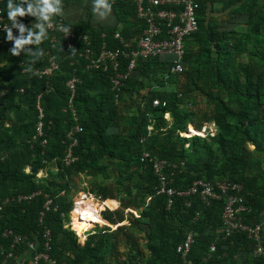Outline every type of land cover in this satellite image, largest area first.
<instances>
[{
	"label": "trees",
	"instance_id": "16d2710c",
	"mask_svg": "<svg viewBox=\"0 0 264 264\" xmlns=\"http://www.w3.org/2000/svg\"><path fill=\"white\" fill-rule=\"evenodd\" d=\"M197 1L199 30L185 40L184 73L171 72L169 56L139 60L118 101L108 76L86 69L87 62L80 56L82 45H77L73 54L61 35L53 43L49 32L40 45L44 55L32 65V72H26L23 67L29 66L31 58L13 56L6 32L0 34V243L5 249L0 253V264H19L18 258L6 259L12 242L3 236L6 230L29 236L42 251L45 228L52 235L50 256L58 259V264L121 262L124 255L120 243L125 239L130 245L128 259L136 264L143 250L132 237L136 231L146 233L151 257L145 264H179L177 247L189 231L195 233L189 255L195 264L206 257L210 264H261L246 233L230 237L222 233L224 196L209 206L199 196H176L169 207L170 198L157 195L159 182L152 167L141 162L142 153L149 152L171 163H184L172 176L171 186L177 191H186L196 180L215 185L222 181L241 184L245 204L251 209L244 221L261 225L264 244V155L253 156L264 152V0ZM2 7L7 15V0ZM113 9L122 29L66 23L75 31L90 34L95 48L104 42L101 35L106 32L110 48H116L115 32L130 38L134 36L132 28H138L140 36L143 24L136 18L133 4L120 3ZM223 12H228L227 20L215 16ZM18 20L26 27L36 22L29 16ZM242 26L244 30L239 28ZM13 32L19 35L18 30ZM48 52L55 57L59 70L50 78H39L34 70L46 66ZM122 71H126V64H122ZM73 76L80 81L74 108L83 132L74 148L78 161L67 167L62 161L66 137L77 124L67 110L66 83ZM194 93L206 98L214 110L199 117L201 113L188 108V99ZM41 94L46 146L41 139L33 140ZM155 99L166 101L167 106L154 107ZM126 102L136 111L128 120L120 107ZM166 114L172 119L171 127ZM206 123L216 125L214 137L179 136L188 131L189 125L200 131ZM189 140L191 145L186 148ZM249 143L255 145L254 152L247 150ZM42 171L46 177L39 178ZM81 175L99 180L91 194L101 195L105 202L121 203L114 211H103L107 224L98 222L103 227L88 232L83 244L75 231L64 227L74 210V202L67 195L73 179ZM38 192L41 194L30 202L4 203L20 194ZM47 197L55 202L49 211L45 210ZM129 209L138 211L139 218ZM125 221L129 225H122ZM212 244L216 251L210 254ZM20 247L31 258L26 245L17 249ZM17 249L14 253L20 258Z\"/></svg>",
	"mask_w": 264,
	"mask_h": 264
},
{
	"label": "built area",
	"instance_id": "2783aa9c",
	"mask_svg": "<svg viewBox=\"0 0 264 264\" xmlns=\"http://www.w3.org/2000/svg\"><path fill=\"white\" fill-rule=\"evenodd\" d=\"M4 2L5 0H0V34L5 32L2 25L7 24L10 26L11 24L2 7ZM120 3H131L135 6L136 18L143 24V30L141 35L134 40L125 39L120 31L115 32L113 40L118 42L116 48H110L108 34L106 32H103L101 35L104 42L97 48L94 47L93 39L90 34L83 31H75L72 27H70L72 28L71 33L66 37V34L59 31L56 27L57 24L68 26L63 18H56L53 28L49 30V32L53 34V43H56L57 36L61 35L69 49H75L79 44L82 45L80 56L87 62L86 69L88 71H102L108 76L117 101L119 100V92L122 91L125 81L136 68L139 60L169 56L172 58L171 72L178 75L184 73L185 68L183 59L185 56V40L199 30L198 12L200 10V4L197 0H114L113 7ZM1 44L2 40L0 38V45ZM122 64H126L125 72L122 71ZM58 70V62L55 57L48 52L46 55V66L44 68H36L34 73L39 76V78H50ZM79 82V79L73 76L66 83L69 93L67 110L71 113L75 123H77L66 137L68 143L62 161L67 167L78 161V158L74 154V148L78 145L79 134L83 132V128L78 124V113L74 108V100ZM21 92L24 91L22 90ZM42 96L43 94L39 95L37 98L36 109L38 112V122L35 126L36 132L33 140L36 141L41 139V144L46 146L47 139L44 129L45 112L41 104ZM153 106L166 107L167 102L155 99L153 100ZM168 115L169 114H166L165 117ZM152 129L151 126L148 127L149 132H151ZM203 133H207L206 137H214L217 133V128H205ZM141 162L148 163L152 167L154 175L159 182V186L156 190L157 195H167L170 198L169 207L172 204V198L176 196H199L206 206H209L213 200H219L224 196L225 206L222 214V233L225 237H230L239 232L246 233L248 239L254 244V257L260 259L261 264H264V244L261 235L262 227L259 224L249 225L244 221V215L249 213L251 209L245 204L242 195L243 186L241 184L222 181L215 185L212 182L196 180L186 191H177L171 186L174 181L172 176L180 166L184 165V163H171L167 160L154 157L149 152L142 153ZM39 194H41V192L31 195L20 194L13 198L6 199L4 203L10 200L16 202H30ZM83 195L86 197H93L94 200L103 202V197L101 195H93L90 193ZM54 204V200L47 197L45 210L49 211ZM54 210L56 211L57 207ZM134 214L138 217L135 212ZM44 215L45 212L41 214L39 219L40 223L43 222ZM3 236L5 238H11L12 240L10 252L6 254V259L18 258L19 264H40L41 261L48 262L49 264H58L56 260L50 257L52 242L50 229L45 228L42 231V251H40L39 243L32 241L27 235L17 234L8 229L4 232ZM194 242L195 233L193 231L187 232L183 241L177 247V253L181 259L179 264H195L189 259ZM20 245H26L27 250L32 253L31 258H19L15 255L14 251H16L17 247ZM4 250V247L0 243V253H4ZM215 251L216 246L212 244L210 247V254ZM198 264H210L209 257L204 258V260Z\"/></svg>",
	"mask_w": 264,
	"mask_h": 264
},
{
	"label": "clouds",
	"instance_id": "9594fccd",
	"mask_svg": "<svg viewBox=\"0 0 264 264\" xmlns=\"http://www.w3.org/2000/svg\"><path fill=\"white\" fill-rule=\"evenodd\" d=\"M114 0H92L91 10L98 22H107L112 17ZM65 15L63 0H7V18L10 26L2 25L6 32L7 41L12 43L10 52L13 56H28L31 62L23 71L32 72L35 65L44 55L40 45L48 39L49 30L53 28L56 18ZM34 17L35 23L26 27L18 18ZM59 31L71 33L72 28L62 24L56 25ZM13 29L18 30L19 35H14ZM65 37V38H66ZM74 54L76 49H72ZM199 132V131H198ZM200 136V135H198ZM201 137V136H200ZM75 206V205H74Z\"/></svg>",
	"mask_w": 264,
	"mask_h": 264
},
{
	"label": "rangeland",
	"instance_id": "374dc122",
	"mask_svg": "<svg viewBox=\"0 0 264 264\" xmlns=\"http://www.w3.org/2000/svg\"><path fill=\"white\" fill-rule=\"evenodd\" d=\"M216 17H220L223 20H227L228 19V16L227 15H225V16L224 15H220V16H216ZM94 19H95V16L93 14V20ZM113 21H114V16H113V12H112V17L109 19V21H107L105 23H101V24H104V25L110 24L111 25L113 23ZM239 28L241 30H244L245 29V27H243V26L242 27H239ZM169 88H171V87H169ZM143 93H146V92H143ZM120 107L123 110V111H121V113H123L126 116L125 118L127 120H128V117L133 116L134 114H136L135 108L132 107V106H130V105H129L128 108H126V107H123L122 104H120ZM187 107L190 108V109H192V110H197L199 113H201L199 117H202L205 114H209V113H211L214 110V106L211 105L209 102H207V99L206 98L200 97L198 93H194V95L191 98L188 99V105H187ZM165 118L169 122L168 123L169 124L168 126L171 127L173 125L172 119L169 117V115L166 116ZM190 126H193V125H190ZM205 128L214 129V128H216V125L214 123H206L205 126H203V128L200 131H203L204 132L205 131ZM203 132H201V134H203L201 136H202V138H205L206 135H207V133H203ZM208 132H209V130H208ZM184 133L185 132H181L179 134V136L182 137V138L189 139V135L186 134L184 136L183 135ZM190 145H191V141L189 140L188 143H186L185 147L188 148ZM246 148L250 152H254L255 151V145H253L252 143H249L246 146ZM255 154L256 155H253L254 157L262 156V155H264V152H261L259 155H258V153H255ZM26 171H27L28 174L30 173V169L29 168H27ZM38 177L41 178V177H46V176H45V173L40 172L38 174ZM98 181L99 180H97L96 178H92V177L85 176V175H81V176L75 177L73 179V182H72L71 192H68L67 198L69 200L73 201L74 202V205H75V201H77L78 199H81L84 203L92 204V202L94 201L93 200V197H90V196H87L86 197L83 194H87V193H90L92 191H96V185L99 183ZM93 195H95V194H93ZM132 195H134V194H132ZM115 196H116V194H115ZM115 202L117 203V206L120 203L119 200L118 201H115ZM101 203H103V202H101ZM101 203H99V201H96V204H95L94 209L97 210V211L95 210V212H97V214L99 215L100 220L99 221H96L94 223L93 227L90 229L91 231L92 230H95L96 231V230H99L100 227H103V226H99L97 224L98 222L103 223V224H107V222L104 220V218L102 216V213H103L104 210L102 211V209L100 207V204ZM74 209H75V207H74ZM106 209L107 210L114 211L113 210L114 208L113 209L106 208ZM73 211L70 214V220H69L70 223H69V221L67 219H66V221L64 223V225H65L64 227L67 228V229H71V230H73L72 227H71ZM127 211H129V212H131L133 214L135 212L138 217H136L135 214H134V217L139 218L138 211H134L133 209H129ZM127 217L129 219V216H127ZM122 225H129V222L125 221V222L122 223ZM97 227H99V228H97ZM90 230L82 233L81 235H79L75 230H73V231H75V235L78 238V242L81 243V244H83L86 241L87 235L90 233ZM119 237H121V236H119ZM132 237H134L135 243L138 242V244L140 245V247L143 248L141 259H139L136 264H145L146 263V260L151 257V253H150L149 249L147 248L148 246L146 247V245H147L146 238H145L146 237V233L144 231H142V232L136 231L135 232V235H132ZM125 240H127V239H125ZM125 240L122 241V243H120V250H121V253L124 255L121 258V262H115V263H113V261H111L112 262L111 264H131L130 261H129V259H128V256H127L129 254V251H130L129 250L130 249V245L129 244L126 245V243H128V242L125 243ZM18 250H19L20 256L22 258H24V257H27L28 258L27 252L21 250V247L18 248L17 251ZM51 258L53 260L58 261V259H56L53 256ZM142 260H143V262H142ZM63 264H66V263H63Z\"/></svg>",
	"mask_w": 264,
	"mask_h": 264
},
{
	"label": "crops",
	"instance_id": "0c3cea01",
	"mask_svg": "<svg viewBox=\"0 0 264 264\" xmlns=\"http://www.w3.org/2000/svg\"><path fill=\"white\" fill-rule=\"evenodd\" d=\"M91 3L92 0H71L69 3L63 4L64 5V10H65V15L61 18H63L66 22H69L70 24H79V23H86L87 25H92L94 27H102V28H107V29H114V28H123V24L119 21L118 16L113 9V16H114V21L110 25H104L101 23L105 22H98L96 18L93 20V12L91 10ZM217 11H220V8L217 7ZM228 12H223V13H216L215 16H220V15H227ZM34 19V18H32ZM35 23V22H34ZM132 31L134 32V36L127 38L123 35V37L127 40H134L136 39L139 34H138V28H132ZM128 102V101H127ZM123 103L122 106L128 108L131 103ZM170 117V116H169ZM111 202L112 206L109 207L113 209L114 207L117 206V203L115 201H107ZM107 202H104L107 203ZM103 204V203H102ZM120 204V203H119ZM92 206L93 202H92ZM104 209H102L103 211Z\"/></svg>",
	"mask_w": 264,
	"mask_h": 264
},
{
	"label": "bare ground",
	"instance_id": "6f19581e",
	"mask_svg": "<svg viewBox=\"0 0 264 264\" xmlns=\"http://www.w3.org/2000/svg\"><path fill=\"white\" fill-rule=\"evenodd\" d=\"M187 130L188 131H186L183 135L185 136L187 134V135H189V138H192V137L198 136V135H200V136L202 135L201 132H198L193 126L189 125ZM93 200H94V198H93ZM75 202H76V205L74 206L75 209L73 211L71 227L79 235H81L82 233L90 230L93 227L94 223L96 221H99L100 218L94 209L95 204H96V200L93 201L94 207L92 206V204L84 203L81 199H78ZM104 202L105 201H103V204L101 202H99V203H101L100 204L101 209H104V211H105V210H107L106 208L111 207L112 204H111V202H107L104 204Z\"/></svg>",
	"mask_w": 264,
	"mask_h": 264
}]
</instances>
